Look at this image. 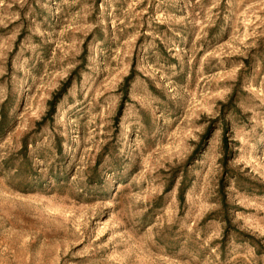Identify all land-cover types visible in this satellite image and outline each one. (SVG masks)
<instances>
[{
  "label": "rangeland",
  "instance_id": "obj_1",
  "mask_svg": "<svg viewBox=\"0 0 264 264\" xmlns=\"http://www.w3.org/2000/svg\"><path fill=\"white\" fill-rule=\"evenodd\" d=\"M0 264H264V0H0Z\"/></svg>",
  "mask_w": 264,
  "mask_h": 264
}]
</instances>
